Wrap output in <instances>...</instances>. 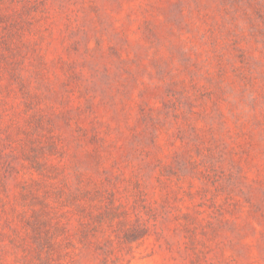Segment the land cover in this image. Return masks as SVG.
<instances>
[{"label":"rangeland","instance_id":"obj_1","mask_svg":"<svg viewBox=\"0 0 264 264\" xmlns=\"http://www.w3.org/2000/svg\"><path fill=\"white\" fill-rule=\"evenodd\" d=\"M0 264H264V0H0Z\"/></svg>","mask_w":264,"mask_h":264}]
</instances>
